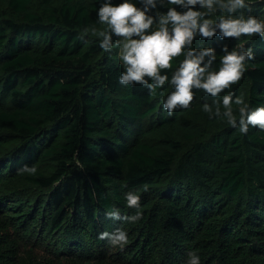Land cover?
I'll return each mask as SVG.
<instances>
[{
  "label": "trees",
  "instance_id": "trees-1",
  "mask_svg": "<svg viewBox=\"0 0 264 264\" xmlns=\"http://www.w3.org/2000/svg\"><path fill=\"white\" fill-rule=\"evenodd\" d=\"M99 6L0 0V264H185L189 252L201 264H264V129L242 134L202 110L229 90H194L191 105L169 116L167 84L156 95L120 85L118 49L105 52L91 30H106ZM253 14L264 18V5ZM242 43L254 59L231 90L256 107L264 40L194 46L214 47L218 64L223 45ZM126 191L141 197L136 222L106 215L134 213ZM36 228L68 232L66 245L36 252L26 237ZM118 228L128 235L122 249L99 238Z\"/></svg>",
  "mask_w": 264,
  "mask_h": 264
},
{
  "label": "clouds",
  "instance_id": "clouds-1",
  "mask_svg": "<svg viewBox=\"0 0 264 264\" xmlns=\"http://www.w3.org/2000/svg\"><path fill=\"white\" fill-rule=\"evenodd\" d=\"M99 3L96 23L106 30L96 32L95 26L91 30L102 37L99 47L105 52L118 49L120 85L139 84L156 95L167 84L171 91L162 107L169 116L176 109L191 105L194 90H203L211 97L229 90L215 107L205 102L202 110L209 118L226 119L242 134H247L250 126L264 129V104L252 107L231 90L254 59L253 48L243 43L231 49L223 45L217 64L214 47L194 46V42L211 41L214 37L264 40V18L253 14L255 6L264 5V0H99ZM233 105L238 106V116ZM124 199L135 210L133 214L121 216L114 209L106 215L114 220L136 222L142 216L141 197L136 191H126ZM99 238L108 239L121 249L128 243L127 232L119 228L100 233ZM185 264H201L200 256L189 252Z\"/></svg>",
  "mask_w": 264,
  "mask_h": 264
},
{
  "label": "rangeland",
  "instance_id": "rangeland-1",
  "mask_svg": "<svg viewBox=\"0 0 264 264\" xmlns=\"http://www.w3.org/2000/svg\"><path fill=\"white\" fill-rule=\"evenodd\" d=\"M67 233L68 232L48 236L46 235V233L41 234V232H39L38 229L36 228V230L32 231L31 235H28L26 237L29 238L30 236V239L28 240L31 242H35L36 252L43 254H54L56 253L55 251L57 250L56 247L58 245H60L61 248H63V246L66 245L67 239L65 237ZM86 251H90V250L87 249Z\"/></svg>",
  "mask_w": 264,
  "mask_h": 264
}]
</instances>
